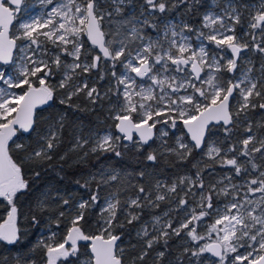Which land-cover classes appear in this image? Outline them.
I'll list each match as a JSON object with an SVG mask.
<instances>
[{
  "label": "snow or ice",
  "instance_id": "6c2138e0",
  "mask_svg": "<svg viewBox=\"0 0 264 264\" xmlns=\"http://www.w3.org/2000/svg\"><path fill=\"white\" fill-rule=\"evenodd\" d=\"M39 4L40 14L21 19L16 34L10 36V26L23 10L25 0H0V82L7 86H0V198L12 205L7 220L0 225V241L14 244L19 239L14 198L28 190L21 168L9 156V141L18 130L33 129L34 110L53 99L55 87L51 80L57 73L62 71L63 76L56 87L68 89L60 103L78 108L71 104L73 97L84 93L91 104H97L108 93L102 96L87 80L77 82L75 78L96 70L103 80L110 67L116 87L109 92L118 101L122 98V103L110 106L116 134L109 130L98 136L89 151L122 158L123 148L143 154L142 158L152 165L169 156L186 162L194 152H199L201 159L192 164L194 174L180 175L170 184L157 180L154 189L127 180L128 176L145 177L143 170L122 176L114 168L102 166L97 175L83 183L77 180V184L88 189L96 181L98 188L89 199L74 206L68 198L57 201L62 206L59 217L73 207L75 215L61 242H40L46 264H123V250L117 245L121 237L114 234L116 227L124 226L118 213L127 210V223L132 224L140 219V214L132 209L156 208L157 202L172 199L176 201L175 209L153 217L151 228L157 235L152 236L147 225L137 232L139 237L146 238L145 247L132 264L143 262L148 250L161 241L167 248L168 240L182 232L195 244L183 249L182 255L190 253L187 264H264V136L256 135L248 115L257 108L264 111V0H259L255 8L242 0H209L207 8L204 0H143L139 12L127 14V9L136 8L134 0H39ZM181 8L183 14H200L198 27L184 21H162L161 28L155 22L157 13ZM245 11L246 30L238 35L236 26L243 23ZM146 29L158 35L153 37ZM186 33L194 34L201 43L194 46ZM82 36L87 37L91 49L85 48ZM17 41L24 43L18 45ZM46 43L51 44V49ZM249 49L261 55L259 76L252 75L251 61L236 74L237 61L243 59L241 52ZM63 57L71 58V63ZM117 65L123 69L119 74L115 71ZM223 72L233 75L225 80ZM9 89L23 91L15 93ZM63 122L64 116L60 115L55 123L62 128ZM178 124L186 129L188 139L185 134H175ZM242 124L249 135L225 147V141H231L233 129ZM255 127H264V122ZM217 131L223 132V138H213ZM43 140L44 144L30 154L31 158L52 159L51 152L59 142L58 132L50 129ZM157 141L158 146L153 147ZM87 143L77 139L73 150ZM215 165L230 168L231 172L214 183H206L204 173L211 174ZM118 180L125 188H136V195L121 200L119 191L123 189L118 188L105 197L99 207L100 234H86L80 222L88 209L99 205V186ZM50 198H55L50 191L41 193L39 207H50ZM221 198L222 203H214ZM172 211L183 214L176 226L171 218L164 219ZM205 218L212 222L205 232H198ZM33 223L39 225L40 221L33 217ZM80 241H91V256L83 261L79 255ZM164 257L165 251H158L154 264ZM176 260L183 264L181 257ZM23 264L35 261L24 259Z\"/></svg>",
  "mask_w": 264,
  "mask_h": 264
},
{
  "label": "rangeland",
  "instance_id": "374dc122",
  "mask_svg": "<svg viewBox=\"0 0 264 264\" xmlns=\"http://www.w3.org/2000/svg\"><path fill=\"white\" fill-rule=\"evenodd\" d=\"M142 2L143 0H134L136 8L127 9L126 14L133 10L139 12V6L142 4ZM242 2L250 5L252 8H255L259 4V0H242ZM204 6L205 8L209 6V0H204ZM41 10H42V6L39 4V0H25V5L23 6V10L17 14V19L14 21L11 27L10 36L16 34V25L21 19L27 18L29 16H33V15H39ZM203 10L204 9H201V13L203 12ZM247 14H248L247 11H245V17H244L243 23L241 25L236 26V31L238 35L242 34L246 30ZM156 15L158 19L155 22L158 24H161V28L163 27V24L161 23L162 21H172L173 23H177V24L180 23L181 21H184L192 25L193 28L198 27L199 21H200V14H183L182 8L171 10L164 14L157 13ZM146 31L148 32L149 35L153 37H156L158 35V33L154 32L152 29H146ZM186 34L191 37V42L193 43L194 46H198L201 43L200 41L196 40L194 34L192 33H186ZM160 35H161V38H163L162 33H160ZM81 39L85 42L86 36H82ZM41 40H44V38L41 37ZM21 43H24V42L17 41L18 45ZM204 43H207V42L205 41ZM45 46L49 49H51L52 47L51 44L49 43H46ZM209 47L211 48L212 51H216L214 46H209ZM85 48L91 49L89 45L86 44V42H85ZM15 55L19 57L20 53L17 52ZM228 55H231V53L229 52ZM240 55L243 59L237 61L238 67L236 69V74H239L243 68H246L248 66L247 62L251 61V66L253 68L252 75L259 76L260 74L259 69L262 63L261 55L259 53L252 51L251 49L241 52ZM63 59L71 63V58L63 57ZM91 59H92V56L89 55L88 60L91 61ZM111 71L112 69L108 67L107 71H105L104 73L103 80L98 78L99 72L96 70L92 71L90 74H81L80 76L75 78L77 82L81 80H87L89 83V86H95L102 96L104 93H108V96L102 100H99L97 104H91L89 100L85 97L84 93H81L79 96L73 97V100L71 101V104L78 105L79 106L78 108L69 107L67 104L60 103V101L65 98V95L68 89L67 88L60 89L59 87H56V85L58 84L60 79H62V76H63L62 71L57 73V75L51 80V84L55 87L53 99L49 101L47 104H45L46 106L42 107V109L44 110L47 106H53L54 111L51 114L47 112L45 113L39 112L36 115L35 123L36 125L38 123V125L37 127H35V129H32L31 131L32 133L31 137L33 138L32 145H31L32 150L27 155V157H30V154L34 150H38L44 144L43 137L47 135L50 129L58 132V136H59L58 144L60 143V140L63 137L62 135L63 127L62 128L59 127L55 122L59 118L60 115L64 116V122H65V120H67V114L69 110L70 112L74 114V116L72 117V123L74 124L73 126L74 132L70 133V139L68 140L69 142L72 143L71 148H73V146L76 144L77 139H80L81 141L87 140L88 143L85 144L83 148H77V149L89 150L93 146L94 141L98 136L103 135L105 132L109 130L112 131L114 134H116V130L114 127L115 121H113L110 118V106L113 104L122 103V98H120V100L118 101L117 96L109 92L110 88L114 89L116 87V81H115V78L111 76ZM115 71L119 74L123 71V69L119 65H117ZM232 75L233 74L228 73V72L222 73V76L225 78V80L230 78ZM0 86L7 88V86L3 85L2 82H0ZM9 91L19 93V92H22L23 89H9ZM261 102H264V101H261ZM133 115H134V118H137V119L139 118L135 114ZM248 115H249L250 121L253 123L254 131L256 135L264 136V127H261V128L255 127V125L258 122H264V111L257 108L255 111L250 112ZM159 127H161V125H157V128ZM24 134H27V133H24ZM175 134L177 135L185 134L183 131L182 124H178V132ZM247 135H249V133L245 131V127L242 124L240 127L233 129L231 141H225L224 146L227 147L229 143H236L237 141L245 138ZM216 137L223 138V132L222 131L214 132L213 138H216ZM185 139H188L186 138V134H185ZM30 142L31 140L30 138L27 137V135L17 134L16 136L13 137L11 141H9V144L16 147V144H23L25 146L29 144ZM158 143L159 142L157 141L155 144H153V147H157ZM150 144H152V142ZM197 153L199 154V160H200L201 159L200 153L196 152L195 154ZM173 159L175 162H180V161H177L175 157H173ZM243 159L245 158L241 157V160ZM145 162L148 164L147 161ZM207 163H212V162L207 161ZM151 166L154 167V170L151 169ZM108 168H112V167H108ZM150 169L146 171V175L144 178L145 180L144 186L148 189H154V185L157 180L170 184L176 177L180 175L190 174V173L176 174L172 172L165 173L163 169H159L157 165H152L151 163H150ZM115 170L119 172V169H115ZM99 171H97V173ZM210 171H211V174H209L208 171L204 173L205 178H206V183L207 182L214 183L215 180L220 178L224 173L231 172V169L227 167L221 168L218 165V166H214V168L211 169ZM110 184L111 183L104 185V186L107 185L108 190H107V193H105V195L101 196L102 199L100 200L99 207L103 205L105 197H108L111 193L117 191L118 189L116 187L115 190H111L113 187ZM46 191H50V190H44L43 192H46ZM128 191L131 192V194L126 195L125 190L119 191V197L121 200H125L128 197H134L137 193L136 188H133ZM161 191H163V189H161ZM50 192L52 194V197H55V198H50L49 201H47V203L51 205L50 207H47V208L48 210H50V213L52 214H50V216L47 218L46 220L47 222L45 226L39 230L37 238H36V244H35V246H37L38 248L40 247L41 250L44 251V256L42 258L41 257L38 258L37 253L35 252H31L30 254H24L23 252L18 251L11 256V259L8 257H4L2 259V261L6 262V264H17L18 259L20 260V264H23L24 259L34 260L35 264H46L45 249L40 242L44 241L49 244L61 242L64 239L68 229L71 227V220H72V217L75 215V209L73 207V209L70 212L65 213L64 217H59V212L62 210V206L57 201L61 197L68 198L71 201L72 205L74 206L80 200H87L86 198H83V197H79V198L74 197L70 193H66L64 191L63 192L50 191ZM152 198L153 199L155 198L154 191H153ZM222 202H223V198H221L220 201H214V203H222ZM157 203L159 204V207H156V208L145 207L143 209H132V211L138 212L140 214V219L138 221L133 222L135 224L134 242L132 244H128V238H127L124 241L125 245L124 243L122 244V242L118 243L119 249L123 250L122 256L126 254V252H128L129 250H133V249L136 250L135 257L138 256L141 250L145 247L144 240L146 239V238H141L137 235V232L140 230V228L144 225H147L149 227V232L151 233V235L152 236L157 235L158 233L153 231L151 228V224L153 223V217L163 216L165 212H168L170 209L176 208L175 199L164 201V202H157ZM10 210H11V207H10ZM10 210L7 212L6 218L3 221V223L7 220L8 213L10 212ZM97 217L98 219L95 222L97 224L96 234H100L99 226L102 223V221L100 220L99 212L97 214ZM118 217H122V220L127 222V210H125L123 213H118ZM169 218L173 220V224L174 226H176L178 221L183 218V214L182 213L178 214L177 212L172 211L170 212L169 217H164L165 220ZM57 220H59V226H57ZM161 222L163 223V221ZM211 222H212L211 220H209L208 218H205L204 224L201 227H198L197 231L201 233L205 232L208 224H210ZM3 223H1L0 225H2ZM16 227H17V224H16ZM52 233L56 234L55 237L52 236ZM170 239L174 240V243L171 242V245L173 246V248H176V250L172 255L164 257L166 260H168L166 261L167 264H177L176 258L178 256L181 257L183 264H187L188 259L190 257V253L187 255H182L183 249L185 247H195V244L191 242L190 238L187 235H185L184 232H182L180 236H172ZM213 239H215V235H213ZM162 243L163 241L154 245L152 249L148 250L149 255L145 257V260L141 262V264H154V262L156 261V253L158 251L163 250L162 248H160L162 247V245H160ZM201 243H204V241H201ZM241 251H244V250L241 249ZM79 255H80L81 261L90 257L88 251H84V250L82 251L81 249H80ZM205 255L207 256V254ZM192 259H195V258H192ZM209 259H214V258L209 256ZM132 260H128L127 262H125V264H132Z\"/></svg>",
  "mask_w": 264,
  "mask_h": 264
},
{
  "label": "trees",
  "instance_id": "16d2710c",
  "mask_svg": "<svg viewBox=\"0 0 264 264\" xmlns=\"http://www.w3.org/2000/svg\"><path fill=\"white\" fill-rule=\"evenodd\" d=\"M53 111V106H49L44 110L41 108L38 109L37 114L39 112H47L51 114ZM73 116L74 114L69 110L67 120L63 123V137L61 138L58 146L51 152L52 159L50 160L40 161L27 157L32 150L31 145L33 138L31 137V132L24 134L17 131L18 135H27V137L31 140L29 144L25 145L24 149H19L9 144V156L21 168L22 176L28 182V190L17 193V196L14 198V205L17 208L16 224L19 239L14 244H7L6 242L0 241V262H3L2 259L4 257L11 259V256L18 251H21L24 254L35 252L37 253L38 258H42L44 256V251H42L40 247L38 248L35 246L39 230L45 226L47 218L50 214H52L48 208H41L38 205L41 193L44 190L59 192L64 191L77 198L83 197L89 199L91 192L96 191L98 188L97 182L92 181L90 183V189H88L82 188L76 183V181L79 180L83 183L90 176L96 175L97 171L101 170L102 166L119 169L122 176L125 173L138 172L140 170H143L146 173V171L150 169V163L148 162L147 164L142 158L143 154L125 151L123 148H121V151L124 152L122 158H117L111 153H91L89 150L85 149L73 150V148H71L72 143L68 141L70 139V133L74 132V124L72 123ZM37 125L34 122L33 129H35ZM145 148L147 150V146H145ZM86 151H89L87 156L84 155ZM195 153H193L192 157H190L186 162H175L173 156H169L167 160L161 159V162L157 164V166L159 169H163L165 173L172 172L176 174H194L195 169L192 168V164L199 160V154ZM61 157H63V159ZM151 169L154 170V167L151 166ZM36 172L40 173L39 177L35 176ZM144 178L145 177L141 178L139 176H128L127 180H131L132 183L138 182L144 186ZM110 183L113 187L111 190H115L116 187L121 188L125 190L126 195L131 194L128 190L133 189L125 188L119 180ZM107 190V185L99 186L100 200L102 199L101 196L107 193ZM99 205L88 209L85 219L80 222L82 231L86 234H96L97 224L95 222L98 219L97 214L99 212ZM10 207L12 206L9 205L7 201L0 198V224L5 220ZM33 217H36L40 221L39 225L33 223ZM118 220L124 225L123 227L115 228L114 234L121 237V239L118 240V243L122 242L123 244L125 239L128 238V244H132L135 240V224H128L126 221L122 220V217H118ZM171 242L174 243V240L169 239L167 248L163 245L164 243L160 244L162 247L159 246L164 251L166 250L165 256L172 255L176 250V248H173L171 245ZM80 249L82 251H86L87 244H81ZM135 251L136 250L133 249L126 252V254L122 256L123 262L125 263L128 260H132L135 257ZM70 259L75 261V258ZM166 261L168 260L163 258L159 261V264H167ZM64 264H67V262H64ZM136 264H141V262L138 261Z\"/></svg>",
  "mask_w": 264,
  "mask_h": 264
},
{
  "label": "water",
  "instance_id": "95a60500",
  "mask_svg": "<svg viewBox=\"0 0 264 264\" xmlns=\"http://www.w3.org/2000/svg\"><path fill=\"white\" fill-rule=\"evenodd\" d=\"M14 23V22H13ZM11 27L12 26H10V30H11ZM10 30H9V35H10ZM87 38V37H86ZM89 44H90V42H88ZM91 45V44H90ZM96 51H98V49L96 50ZM44 105H39L35 110H34V115H33V121H35V116H36V113H37V110L38 109H40V108H42ZM15 115V114H14ZM33 126H34V123H33ZM182 127H183V125H182ZM18 131H20V132H22V133H29V132H31L32 130H30L29 132H24L22 129H20V130H18ZM155 131V130H154ZM183 131H184V133L186 134V129H184L183 128ZM187 136V135H186ZM151 143V142H150ZM5 223V222H4ZM3 223V224H4ZM95 235H99V234H92L91 236H95ZM87 242V244H88V253H89V255L91 256V249H90V245H91V241H86ZM117 245H118V241H117ZM215 259V258H214ZM123 264H125L124 262H123Z\"/></svg>",
  "mask_w": 264,
  "mask_h": 264
},
{
  "label": "flooded vegetation",
  "instance_id": "af4514ba",
  "mask_svg": "<svg viewBox=\"0 0 264 264\" xmlns=\"http://www.w3.org/2000/svg\"><path fill=\"white\" fill-rule=\"evenodd\" d=\"M152 33H153V32H152ZM85 42H86L87 45H89L90 48L92 47V46L88 43L87 38H86V41H85ZM44 106H46V105H44ZM44 106H43V107H44ZM47 107H49V106H47ZM47 107H46L45 109H47ZM41 109H42V108H41ZM36 115H37V113H36ZM35 119H36V116H35ZM34 122H35V121H34ZM218 127H219V126H217V128H218ZM115 130H116V129H115ZM186 138H188V137L186 136ZM88 235H92V234H88ZM81 244H87V242H86V241H80V242H79V247H80ZM86 251H88V244H87V250H86ZM207 255H208V254H207Z\"/></svg>",
  "mask_w": 264,
  "mask_h": 264
}]
</instances>
